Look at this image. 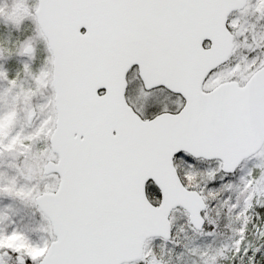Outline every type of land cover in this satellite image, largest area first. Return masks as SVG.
I'll return each instance as SVG.
<instances>
[{"label": "snow or ice", "instance_id": "1", "mask_svg": "<svg viewBox=\"0 0 264 264\" xmlns=\"http://www.w3.org/2000/svg\"><path fill=\"white\" fill-rule=\"evenodd\" d=\"M0 23V200L33 210L0 211V264H264V0H2Z\"/></svg>", "mask_w": 264, "mask_h": 264}, {"label": "rangeland", "instance_id": "2", "mask_svg": "<svg viewBox=\"0 0 264 264\" xmlns=\"http://www.w3.org/2000/svg\"><path fill=\"white\" fill-rule=\"evenodd\" d=\"M2 2V0H0ZM11 32L12 35H15L14 30H12L11 26H9L7 29H5L0 23V39H6L7 34ZM19 58H14L13 60H0V64H3L6 68H9L10 70L13 69L18 62ZM28 86V82H25V87ZM8 103L11 102L10 98H8ZM7 107V104L4 100H0V109H4ZM24 124V121L21 120L17 124V130ZM17 161L10 155H5L4 157H0V172H7L9 174H13V169L10 168V165L15 164ZM0 211H7L10 216L15 219L21 227L25 226H32V209L24 205L23 203L19 201H8V200H0ZM201 245H208L211 244L212 241L208 239H201L199 237L196 238ZM228 242V233L222 231L220 234H218L216 238V242L214 246H219L222 243ZM180 251V250H177ZM194 258L191 257H185L184 264H192V260Z\"/></svg>", "mask_w": 264, "mask_h": 264}]
</instances>
